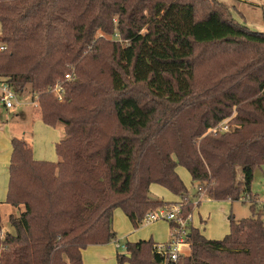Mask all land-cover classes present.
Instances as JSON below:
<instances>
[{
  "label": "trees",
  "instance_id": "1",
  "mask_svg": "<svg viewBox=\"0 0 264 264\" xmlns=\"http://www.w3.org/2000/svg\"><path fill=\"white\" fill-rule=\"evenodd\" d=\"M224 10L216 0H0V82L37 96L35 117L63 133L55 162L11 140L5 203L23 210L9 216L0 264H83L88 246L116 241V209L138 228L170 206L151 185L183 199L186 218L179 167L213 201L253 203L251 217L229 216L221 240L191 226L178 264H264L251 192L264 167V25ZM227 120L228 132L212 131ZM155 245L127 242L117 264H163Z\"/></svg>",
  "mask_w": 264,
  "mask_h": 264
},
{
  "label": "rangeland",
  "instance_id": "2",
  "mask_svg": "<svg viewBox=\"0 0 264 264\" xmlns=\"http://www.w3.org/2000/svg\"><path fill=\"white\" fill-rule=\"evenodd\" d=\"M219 4H221L225 10V16L235 19L241 25L246 26L250 30L253 31H263L264 25V0H216ZM114 39L119 40V36H114ZM205 70H203L200 74H202ZM74 71L72 70L68 74L74 77ZM200 76V75H199ZM55 88V87H54ZM53 92V91H52ZM56 94L55 92H53ZM37 97V96H36ZM21 100V108H24V112L26 115H33L32 113L36 109L37 99L34 104L30 100V94L23 93L20 95ZM12 112V111H11ZM33 118V116H31ZM223 124H228V120ZM233 125V124H232ZM57 128L61 129L60 126ZM218 129V127L216 128ZM231 127H229V130ZM219 130V129H218ZM228 130V131H229ZM27 136H24L25 140L30 139L31 133L30 131L27 133ZM63 136V133H62ZM178 175L185 187L188 190L187 199L194 206V211L191 216V219L188 222L187 229L192 227H198L202 234L210 240H221L227 234L229 230L228 218L232 216L236 222L251 217L250 204L243 203L242 201L233 202H217V201H209L207 193L205 191H198L194 185H192L191 177L189 173L183 168H177ZM240 178V174H238V179ZM153 186V185H152ZM264 190V167L261 169H257L254 173V180L251 187V192L256 194V200L264 202V196L262 192ZM150 197L153 199L159 200H170L172 202L168 203L170 206L168 207H160L154 211L161 210L164 208H170L172 206H179L182 204L183 199L178 198L175 200V196L170 192L165 190L164 188L154 185L150 190ZM199 205L197 206V204ZM259 206L264 211V203H260ZM18 209L12 216L14 218H18L21 214L23 208L21 206H15ZM6 223V222H5ZM7 224L9 226L10 233H14V230L9 224V218L7 219ZM166 221H157L146 223L142 222L138 228H134L128 218L125 216L121 209H116L113 213L112 220V229L116 233V239L122 238L120 241L121 245H126V243H135L138 241H148L152 240L154 244L165 243L162 242L165 238L170 239V226ZM135 230L134 235L131 237L129 232ZM4 227L0 217V240L2 241L5 233H3ZM118 232V233H117ZM133 233V232H132ZM115 257L114 259L110 258L109 260L101 259L100 264H117L116 256L124 255L123 251H118L114 249ZM185 255L189 253L188 248L184 249ZM92 258V257H91ZM90 258V260H91ZM96 263V260L93 259L91 264ZM128 264V263H124Z\"/></svg>",
  "mask_w": 264,
  "mask_h": 264
},
{
  "label": "crops",
  "instance_id": "3",
  "mask_svg": "<svg viewBox=\"0 0 264 264\" xmlns=\"http://www.w3.org/2000/svg\"><path fill=\"white\" fill-rule=\"evenodd\" d=\"M23 110L24 108L18 107L11 112L0 108V217L5 235L11 232L7 219L18 211L14 206L5 203L9 183V163L12 153L11 140L27 136L30 131L31 137L27 141L31 144L33 159L35 161L55 162L57 160L55 145L62 138V129L47 126L35 117L34 112L31 115L33 116L32 118L30 115H26L27 113L25 114ZM153 186H150V190ZM177 199L175 197L173 202L177 201ZM207 200L213 201L209 198ZM163 201L172 202L170 200ZM132 232H129L131 237L134 235L135 230ZM121 240L122 238L116 239V242L120 243ZM165 241L167 242L168 238L162 240V242ZM114 249V242L106 245L88 246L82 251L83 264H91L93 259L96 260L94 264H100L101 259H114Z\"/></svg>",
  "mask_w": 264,
  "mask_h": 264
},
{
  "label": "built area",
  "instance_id": "4",
  "mask_svg": "<svg viewBox=\"0 0 264 264\" xmlns=\"http://www.w3.org/2000/svg\"><path fill=\"white\" fill-rule=\"evenodd\" d=\"M2 50H4V48L0 47V51ZM65 79L70 80L71 76L66 75ZM52 91L56 93V96L60 101L63 93L61 87L56 86ZM36 99V96H30V100L33 104L36 102ZM21 103L20 95L12 90L7 83L0 82V108H3L6 111H13L15 108L21 107ZM218 129L215 128L212 131L215 132L218 130L221 132H228L229 127L227 124H221ZM198 191H201V189ZM262 195L264 196V190ZM239 201H242L243 203L247 202L249 204L253 203L249 195L242 196ZM254 203L259 205L264 202L255 200ZM180 212L181 207L172 206L170 208L147 213L143 219V222L146 223L166 221L172 224V227L170 228V239L165 243L156 244L153 247L154 253L163 260V264H178L180 257L185 255L184 249L189 248L187 243L188 229L186 226H188V222L192 220V214L188 215L186 218H182ZM114 245L116 250L123 252L126 251V245H121L116 241L114 242Z\"/></svg>",
  "mask_w": 264,
  "mask_h": 264
}]
</instances>
